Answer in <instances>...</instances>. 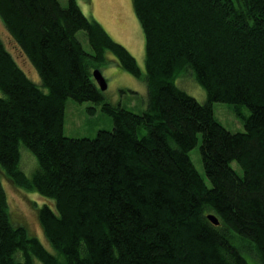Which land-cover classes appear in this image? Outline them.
<instances>
[{"label": "trees", "instance_id": "1", "mask_svg": "<svg viewBox=\"0 0 264 264\" xmlns=\"http://www.w3.org/2000/svg\"><path fill=\"white\" fill-rule=\"evenodd\" d=\"M133 7L146 73L78 0H0L2 23L41 80L0 38V264H250L243 252L264 264V0ZM110 55L147 85L143 113L106 100L94 71ZM185 74L206 102L178 84ZM68 99L101 105L113 129L65 136ZM215 103L231 105L245 131L227 130ZM197 146L210 185L191 158ZM24 152L37 161L31 176ZM6 181L45 199L37 211L50 248L16 224Z\"/></svg>", "mask_w": 264, "mask_h": 264}, {"label": "rangeland", "instance_id": "2", "mask_svg": "<svg viewBox=\"0 0 264 264\" xmlns=\"http://www.w3.org/2000/svg\"><path fill=\"white\" fill-rule=\"evenodd\" d=\"M69 0H59L63 7H67ZM83 12L88 17L96 19L110 35L119 43L124 45L136 58L143 73H146V40L141 23L135 13L133 0H78ZM78 38L85 50L92 53L88 37L85 31L78 33ZM0 38L6 47L14 55L19 65L25 70L29 77L37 84H41L38 72L31 63L20 52L16 43L11 38L7 29L0 19ZM111 62L101 69L107 80L108 88L104 91L106 100L115 106H122L135 113H143L146 109L148 97L147 85L140 79L124 71L113 55ZM185 91L194 96L199 102L207 100L205 90L198 85L191 75L183 76L178 80ZM45 92L48 89L43 88ZM214 112L216 119L231 132H243V122L237 117L233 107L226 103H215ZM242 112L249 115V110L244 108ZM114 127L112 118L102 110L101 105L92 102L79 103L68 99L65 110V136L70 138H95L101 130H112ZM200 136V143H201ZM200 145V144H199ZM191 158L199 173L205 178L208 185L210 182L206 177L199 146L194 148ZM37 167L36 158L29 152H24L21 167L28 176H31ZM233 167L239 174L243 175L241 167L235 162ZM35 168V169H34ZM9 196L10 208L16 224L25 226L29 232L38 237L44 245L50 248L44 230L39 222L38 207L45 203V199L35 193H30L10 182H5ZM250 264H260L252 254L243 252Z\"/></svg>", "mask_w": 264, "mask_h": 264}, {"label": "water", "instance_id": "3", "mask_svg": "<svg viewBox=\"0 0 264 264\" xmlns=\"http://www.w3.org/2000/svg\"><path fill=\"white\" fill-rule=\"evenodd\" d=\"M94 77H95V80L97 81L100 89L104 92L107 90L108 88V83H107V80L106 78L104 77L103 73L101 72V70L99 69H96L94 71ZM209 219L215 224V225H219L220 222L218 220L217 217H215L214 215H211L209 216Z\"/></svg>", "mask_w": 264, "mask_h": 264}]
</instances>
